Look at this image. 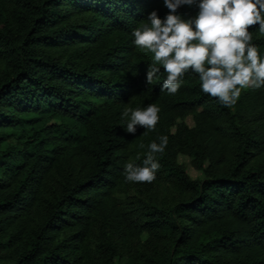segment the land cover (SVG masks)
<instances>
[{
	"label": "trees",
	"instance_id": "trees-1",
	"mask_svg": "<svg viewBox=\"0 0 264 264\" xmlns=\"http://www.w3.org/2000/svg\"><path fill=\"white\" fill-rule=\"evenodd\" d=\"M199 2L176 14L194 20ZM153 10L161 19L169 14L163 0H0L4 264H264V162L257 158L264 140L250 129L257 113L247 112L250 104L221 105L191 70L174 95L162 90V66L147 84L153 54L138 48L132 33L149 23ZM249 31L264 55V33L258 24ZM59 40L71 51L64 57ZM246 94L263 98L264 87ZM133 96L137 108L160 109L146 136L150 143L168 137L164 152L155 154L158 170L184 195L126 212L114 189L128 182L124 169L132 162L134 135L122 113ZM189 112L195 127L180 124L172 132L175 117ZM213 112L225 118L234 145L228 164L204 166L207 127L199 120ZM183 140L202 177L190 176L177 161ZM147 153L133 163L143 166ZM57 166V185L44 190ZM96 222L103 231L95 257L86 260L85 237ZM65 225L73 229L60 237ZM142 232L148 236L136 249L121 243Z\"/></svg>",
	"mask_w": 264,
	"mask_h": 264
},
{
	"label": "clouds",
	"instance_id": "clouds-1",
	"mask_svg": "<svg viewBox=\"0 0 264 264\" xmlns=\"http://www.w3.org/2000/svg\"><path fill=\"white\" fill-rule=\"evenodd\" d=\"M169 10L161 19L156 10L149 23L133 31L134 44L153 54V62L146 74L151 84L161 71L167 73L162 90L175 94L181 78L189 70L197 73L205 94L217 98L221 105L233 107L242 90L264 87V59L251 43L249 29L259 25L264 33V0H200L196 18L183 19L177 15L182 5H195L197 0H163ZM160 109L155 104L145 108L126 107L122 118L127 119L126 131L135 133L137 126L155 130ZM153 141L143 166L128 162L124 175L128 182L151 183L159 163L155 154H162L168 143L167 136ZM143 147V145H141Z\"/></svg>",
	"mask_w": 264,
	"mask_h": 264
},
{
	"label": "rangeland",
	"instance_id": "rangeland-1",
	"mask_svg": "<svg viewBox=\"0 0 264 264\" xmlns=\"http://www.w3.org/2000/svg\"><path fill=\"white\" fill-rule=\"evenodd\" d=\"M74 35L77 36L78 34L74 33L73 36ZM58 43V53H60L63 57L71 52L69 48L67 49L64 47V40H59ZM260 56L262 59H264V55ZM246 91H248V89L242 90L241 96L235 105H240L241 103H243L246 106L247 104H250L248 108L249 110L247 112L257 113L252 118V120H250V129H252V133L256 137L264 140V97H255V100H253L251 96H248L246 94ZM136 99L137 97L133 96L130 102L127 104V107L136 109ZM197 110H201V107H198ZM197 121L198 120L196 119L195 114L189 112L184 114L183 116L175 117V122L171 125L170 128L172 132H176V129L180 124L186 125V128H193L197 124ZM199 122L207 127V130L204 129L201 132V135H203L201 142H204L206 147V155L203 158V165H216L219 163L228 164L234 145V140L229 130L227 129L225 118L213 112L205 116L203 119L201 118ZM146 131L147 129L137 126L136 132L133 134V143L131 145L132 162H136L144 152L148 151L145 150L147 147V143H151L148 139V136H146ZM8 142L11 145H14L16 144V139L9 138ZM141 145H143V147H141ZM187 145V142L183 140L181 144V147L183 149L177 151L176 159L183 165L185 171L190 176L202 177L204 174L203 170L194 165V154L188 152ZM257 158L264 162V148H262V151L258 153ZM58 169L60 168L57 166V168H54V170L51 171V173L47 176L43 186L44 190L55 188L60 176ZM137 184L136 182L121 183L114 189V195L117 199V202L119 203L120 207L126 212H131L132 210H136L137 212H139L140 207L145 202H170L184 195L182 189L172 181H169L168 179L163 177V174L159 170L156 171L155 180L151 183H139V185ZM72 229L73 226L71 225L63 226L60 229V237L65 236ZM102 231L103 229L101 227V224L99 222H96V225L94 224L93 226H91L89 233H87L85 237V245L83 247L86 260H91L95 257L94 247ZM147 236V232H142L139 235L140 239L132 236L127 239L128 241L123 240L121 241V243L130 244L132 249H136L138 247V242L144 241ZM0 264H4V262L0 260Z\"/></svg>",
	"mask_w": 264,
	"mask_h": 264
}]
</instances>
